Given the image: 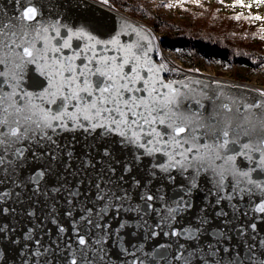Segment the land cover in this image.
<instances>
[{"label": "snow or ice", "instance_id": "snow-or-ice-1", "mask_svg": "<svg viewBox=\"0 0 264 264\" xmlns=\"http://www.w3.org/2000/svg\"><path fill=\"white\" fill-rule=\"evenodd\" d=\"M104 2L107 3V0ZM260 2L264 3V0ZM36 15L37 9L28 7L22 19L33 21ZM41 31L47 33L48 29L42 28ZM52 31L55 32V36L52 37L47 35L41 37L40 32L36 33L37 39L45 41V47L42 49L36 47L35 39H25L26 32L20 36V43L12 39L11 43L16 48L23 47L22 52H14L19 63L14 65V71L7 74L0 71V77L10 76L11 80L15 81L20 77L25 65L40 64L41 74L48 79V85L42 92L23 94L22 99L27 101L26 104L16 102L17 92L15 90L5 93L4 97L0 98V126H3L0 128V185L7 183L11 176L15 175L16 168H19L23 160L27 159L24 149L16 147L20 141L36 140L37 144L44 147L46 145L43 142L47 141L52 148L39 154L33 153L38 160L47 157L51 161L50 164H46L28 177L33 185V192L47 197L49 192L59 194L66 191L69 204H72L73 200H79L82 195L79 186L83 181L77 182L75 190L66 185L52 187L48 191L42 192L41 190L42 181L60 160L59 146L56 145L49 131L55 133L58 129L78 128L95 131L99 128L103 129L105 134L115 133L121 137L122 144H130L144 150L140 155L134 156L133 163L139 161L142 155L151 156L162 152L167 157V161L154 164L149 173L150 178L156 176L157 169L167 173L170 180L175 179L171 175L172 169H179L181 173L192 170L185 189L186 195L198 187L196 177L201 172H212L219 178V182H223L226 178L235 180L233 187H238L240 184L251 186L241 188V191L264 192V180L254 179L251 175L258 169L264 171V99L245 104V115L239 122L234 118V110L228 104L218 105L208 116L198 111L186 112L182 110V101L187 97L180 89L173 87V84L184 82L168 81L165 83L156 78L155 74L159 69L149 65L147 52L142 51V45L138 43L120 44L116 37L109 41L98 40L83 29L77 31L68 29L67 37H61L58 28H53ZM0 35H7L2 28H0ZM16 35L17 33H12L13 37ZM58 37L63 42L53 44L52 41ZM73 37L87 39L90 43L71 55L65 56L63 49L73 47ZM25 44L27 46H24ZM0 45L7 47L2 40H0ZM97 45H115L116 55H108L107 47L97 50ZM9 53H13V50L9 49ZM50 53L59 54V58ZM81 57L87 62L77 65L75 61ZM4 63V59H0V64ZM126 65L131 67V71H125ZM144 66H147L146 71L153 73L151 77L141 75V68ZM163 67L160 65V68ZM138 82L143 83V88L138 86ZM3 83H9V80L6 79ZM10 86L15 89L14 84ZM142 91L147 94L136 95ZM260 96L264 97V92H261ZM37 99L40 100V104L34 102ZM5 100H11V103L5 106ZM45 102L48 105H57V107L55 109L46 107ZM196 103L199 107H203L200 101ZM69 105L72 106L71 111ZM253 109L260 110L259 114L253 113ZM248 113L255 116V123L249 118ZM13 115H15L14 119L11 118ZM37 134H39L38 140ZM241 136L246 137L247 142H242ZM253 138H255L254 142ZM237 145H239V151H237ZM250 153H259V160L255 163V167L249 171L237 168V156L253 159ZM9 154L15 160L10 159ZM104 155H110L107 149ZM64 156L70 160L71 152L64 153ZM64 167L68 168L69 164L65 163ZM83 167H93V165L91 161L85 160ZM131 170L132 165L126 162L124 172L130 174ZM108 171L115 173L114 168H109ZM123 179L122 175L120 180ZM88 183L90 188L94 187L95 195L86 203H94L96 209L87 207L86 203L76 205L81 212L79 220L88 225V229L86 234H81L79 228H74L76 246L73 248L71 244L66 245L73 249L71 258L66 260V264H104L107 257V252L102 246L104 242L112 236L117 241H121V230L127 231L132 228L126 220L119 222L114 230L110 225L104 224L103 221L109 209H115L117 215L121 212L135 213L138 217L136 227L140 229L148 226L146 217L155 214L158 217L155 227L160 229L164 236L184 237L186 241L193 242L178 243L174 254L171 244L157 245L151 252L144 253L142 258L136 257L131 264H264V259L251 251L254 245L250 246L249 254L242 256L239 252H232L230 255V249L227 247L220 249L211 243L206 246L194 244L205 230L204 225L208 223L207 218L202 219L199 226L195 228L177 230L172 227L171 222L177 219V213L185 207H191L186 203L185 198L175 202V206H166L162 211L154 206L153 201L157 197L150 192H143L139 196V201L143 203H134L132 194L127 188L121 189L113 186L111 180H106L104 176L97 177L94 185L91 181ZM12 184L17 188L24 187L23 183L18 180H12ZM141 186L140 180H133V188L138 189ZM13 195L19 201L20 192L0 189V214L14 211V209L2 206V202ZM84 195H89V193H84ZM256 211L264 213V203L257 205ZM28 215L31 217L34 212L29 211ZM66 215L72 216V210L66 212ZM217 215L226 214L218 212ZM52 222L56 223L54 218ZM166 227H171V231H164ZM251 227L255 229L256 225L252 224ZM92 228L96 229L98 235L90 244L86 235H90ZM7 231L6 227H0V238H4ZM29 231L31 232L32 229ZM64 231L63 226H58V232ZM131 234L135 235V232ZM159 234L160 232L155 230L146 233L149 238ZM35 244L37 249L32 253L34 258H43L44 254L52 251L50 247L41 246L40 240H36ZM260 244L264 245V240H261ZM142 249L143 244L139 245L137 250ZM123 251L127 253L126 248ZM36 264H40V261H36Z\"/></svg>", "mask_w": 264, "mask_h": 264}, {"label": "water", "instance_id": "water-1", "mask_svg": "<svg viewBox=\"0 0 264 264\" xmlns=\"http://www.w3.org/2000/svg\"><path fill=\"white\" fill-rule=\"evenodd\" d=\"M28 7L37 9V15L33 21L22 19V15ZM0 28L7 34L0 35V40L7 45V47L0 45V59L5 61L4 64H0V71L6 74L14 71V65L19 63L14 52L23 51V47L16 48L11 43L12 39H15L16 43H20V36L26 32L25 39H35L36 47L42 49L45 47V41L36 38L37 32H40L41 37L45 35L52 37L55 36L52 29L58 28L61 37H67L68 29L73 31L83 29L98 40L109 41L116 37L120 44L138 43L142 45V51L147 52L149 65L159 69L155 74L156 78L165 83L168 81L184 82L173 84V87L180 89L187 97L182 101L183 111H198L208 116L218 105L228 104L233 108V116L239 122L245 115V104L264 99L260 96V93L264 92V88L251 83L196 71H184L170 75L167 65L155 57L156 40L150 29L142 21L99 0H0ZM42 28H47V33L41 31ZM13 32L17 33L15 37L12 36ZM62 42L60 37L52 41L53 44ZM88 43L90 42L87 39L73 37V47L63 49V55H71L74 51L84 48ZM103 47L109 49L108 55H116L115 45H97V50ZM9 49H12L13 53H9ZM50 55L59 58V54L50 53ZM86 62L83 57L75 61L77 65ZM160 65L164 67L160 68ZM146 67L141 68V75L151 77L153 73L146 71ZM125 71H131V67L126 65ZM6 79L9 80V83H3ZM12 84L15 85V89L10 86ZM47 85L48 79L41 74V65L27 64L20 77L15 81H12L10 76L0 77V98H3L5 93L15 90L17 92L16 102L26 104L27 101L22 99L24 93L38 94ZM138 86L143 88V83L138 82ZM162 91L166 90L162 89ZM146 94L142 91L136 95ZM196 101H200L203 107H199ZM34 102L41 103L38 99ZM9 103L11 100H5V106ZM45 106L54 109L57 107V105H48L46 102ZM69 110H72L71 105H69ZM259 111L258 109L252 110L257 115ZM248 116L254 123L256 122L252 113H248ZM11 118L14 119L15 115ZM83 123L87 124L86 121ZM2 127L0 126V128ZM49 134L59 146L60 160L42 181L40 185L42 192L60 185H66L75 190L77 182L83 181L79 186L82 195L79 200H73V203L69 204L66 191L59 194L49 192L47 197L34 193L33 185L29 182L28 177L46 164H50L51 161L47 157L38 160L33 153L39 154L47 151L52 148V145L47 141L43 142L46 147L37 144L36 140L20 141L16 147L24 149L27 159L23 160L19 168H16L15 175H12L7 183L0 185V189L21 193L19 201L13 195L2 202L3 207L14 209V211L0 214V227L8 229L4 238H0V264H36V261H40V264H66V260H70L73 251L66 245L71 244L73 248L76 246L74 228H79L81 234H86L88 229V225L79 220L81 212L76 205L85 204L95 195L94 187L90 188L88 182L91 181L94 185L99 176L111 180L115 187L127 188L132 194L134 203H143L139 201V196L143 192H150L157 197L153 201L154 206L162 211L166 206H175V202L185 198L186 203L191 207H185L177 213V219L171 222V226L177 230L188 227L195 228L199 226L202 219L207 218L208 223L204 225L205 230L194 244L206 246L211 243L220 249L229 248L230 255L232 252H239L242 256L249 254L250 246L254 245L251 251L264 259V245L260 244V241L264 240V213L256 211L257 205L264 203V192L241 191V188L251 186L240 184L238 187H233L236 183L235 180L226 178L223 182H219V178L212 172H201L196 177L198 187L186 195L185 189L188 186V177L192 174V170L181 173L179 169H172L171 175L175 179L170 180L167 173L157 169L156 176L150 178L149 173L152 166L167 161V157L162 152L154 153L151 156L142 155L139 161L133 163L134 156L140 155L144 150L130 144H122V138L115 133L105 134L104 130L99 128L95 131L78 128L58 129L55 133L49 131ZM38 139L39 134H37ZM240 140L247 142V138L244 136H241ZM236 148L237 151L240 150L239 145ZM105 149L110 153L109 156L104 155ZM66 152H71L70 160L64 156ZM250 155L253 159L237 156V168L244 171L254 168L255 163L259 160V153H250ZM9 158L15 160L11 154H9ZM85 160L91 161L93 167H83ZM126 162L132 165L130 174L124 172ZM65 163L69 164L68 168L64 167ZM109 168H114L115 173H110ZM122 175L124 179L121 181ZM251 175L254 179L264 180V171L259 169L252 172ZM135 179L142 182V186L138 189L132 187V182ZM12 180L22 182L24 187H15ZM84 193H89V195H84ZM86 206L96 209L94 203H86ZM70 209L72 216L66 215ZM29 211L34 212V215L30 217ZM218 212L226 215L218 216ZM53 218L56 223L52 222ZM146 219L148 226L140 229L136 227L138 217L135 213L121 212L117 215L115 209H109L108 215L103 221L104 224L110 225L114 230L119 222L126 220L132 225V228L127 231L121 230V241H117L112 236L104 242L102 246L107 252L104 264H131L136 257L142 258L144 253L151 252L160 244H171L174 254L178 243H193L186 241L184 237L164 236L161 230L155 227L158 222V217L155 214L148 215ZM252 224L256 225L255 229L251 227ZM58 226H63L65 231L58 232ZM29 229L32 231L30 232ZM152 230L160 232V234L149 238L146 233ZM163 230L171 231V227H166ZM133 231L135 235L131 234ZM97 235L96 229L92 228L90 235H86V238L91 244ZM36 240H40L41 246L50 247L52 251L44 254L43 258H34L32 253L37 249ZM141 244H143V249L138 251V246ZM124 248L127 249V253L123 251Z\"/></svg>", "mask_w": 264, "mask_h": 264}, {"label": "trees", "instance_id": "trees-1", "mask_svg": "<svg viewBox=\"0 0 264 264\" xmlns=\"http://www.w3.org/2000/svg\"><path fill=\"white\" fill-rule=\"evenodd\" d=\"M107 2L159 28L162 32V45L175 51L186 67L199 68L202 65L201 59L224 67L259 70L264 66V53L255 45L258 37L256 31H246L241 26V19H236L239 21L236 24L223 23L227 15L213 11L210 6L190 12V20L180 22L153 12L138 0ZM238 15L248 22L247 17Z\"/></svg>", "mask_w": 264, "mask_h": 264}, {"label": "rangeland", "instance_id": "rangeland-1", "mask_svg": "<svg viewBox=\"0 0 264 264\" xmlns=\"http://www.w3.org/2000/svg\"><path fill=\"white\" fill-rule=\"evenodd\" d=\"M99 1L104 2V0H99ZM138 1L141 2L147 8H149L150 10H152L153 12L158 14H163L169 17L170 19L180 22L190 20V16H189L190 12L199 11L204 6H210L213 11L215 12L219 11L227 15L224 21H222L223 23L226 22L230 24H234V23L236 24L237 22H239L236 19L238 20L241 19L243 22L241 26H244V29L246 31H252V30L256 31L258 37H256L255 39V43H256L255 45L262 49L261 53H264V3H261L260 0H138ZM106 4H108V2ZM118 10L128 14L124 10L121 9ZM238 14L247 17L249 20L251 19V21L248 20L247 22L246 20L240 18ZM256 17H260V19H256ZM140 21H142L155 36L156 59L166 64L167 61L164 57V53H165L166 55H168V57H170L169 58L170 61L176 64L177 68H174L173 69L174 71L183 70V69L185 71H196L211 76L247 82L264 88V66H261L259 70L258 69L253 70L247 67L233 68V67H224L219 63H213L201 59L200 62L202 65L199 68L186 67L182 64V61L180 60V58L178 57L175 51H173L169 47H164L162 45L161 30L153 26L150 22H147L145 20H140ZM170 75L173 74L170 73Z\"/></svg>", "mask_w": 264, "mask_h": 264}, {"label": "bare ground", "instance_id": "bare-ground-1", "mask_svg": "<svg viewBox=\"0 0 264 264\" xmlns=\"http://www.w3.org/2000/svg\"><path fill=\"white\" fill-rule=\"evenodd\" d=\"M164 57H165V59H166V61H167V67H168V70L170 71L171 70V72H169V73H172V74H179V73H182V72H184L185 70L183 69V70H176V71H174L173 69L174 68H177V66H176V64H174V63H172L171 61H170V57H168V55H166L165 53H164ZM173 70V71H172Z\"/></svg>", "mask_w": 264, "mask_h": 264}]
</instances>
